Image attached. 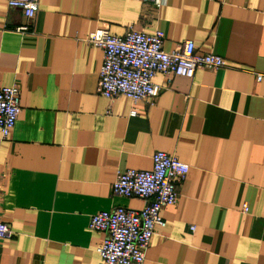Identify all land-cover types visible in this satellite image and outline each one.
<instances>
[{
  "label": "crops",
  "instance_id": "0c3cea01",
  "mask_svg": "<svg viewBox=\"0 0 264 264\" xmlns=\"http://www.w3.org/2000/svg\"><path fill=\"white\" fill-rule=\"evenodd\" d=\"M25 22L0 0V86L16 85L20 106L0 140V224L12 231L0 264H103L88 218L143 206L110 184L149 169L154 151L188 171L143 264H264V0H39L28 30H14ZM129 26L161 31L164 51L191 40L225 66L155 74L152 104L128 116V99L95 92L101 51L86 38Z\"/></svg>",
  "mask_w": 264,
  "mask_h": 264
},
{
  "label": "built area",
  "instance_id": "2783aa9c",
  "mask_svg": "<svg viewBox=\"0 0 264 264\" xmlns=\"http://www.w3.org/2000/svg\"><path fill=\"white\" fill-rule=\"evenodd\" d=\"M39 0H6V6L18 9L25 24L14 28L28 30ZM158 6L164 0H149ZM161 31L145 33L127 27L121 35L110 34L106 27L90 32L86 42L101 51L95 92L106 100L124 97L130 102L128 116H135L134 104L143 101L151 105L159 87L152 81L155 74L192 78L196 69L215 70L225 66L224 60L212 53L195 54L191 40L170 50L162 49ZM263 75L256 74L260 81ZM169 78L166 84H169ZM20 111L19 90L16 85L0 86V140L13 128ZM147 170L133 168L116 171L110 184L114 196L136 197L143 201L140 209L112 207L89 216L87 228L101 231L104 237L96 253L103 264H143L144 253L154 232L164 222L159 214L176 202L177 186L185 177L188 165L162 151H154ZM242 213L247 211L241 204ZM192 229V227H189ZM12 231L0 224V237L8 238Z\"/></svg>",
  "mask_w": 264,
  "mask_h": 264
}]
</instances>
